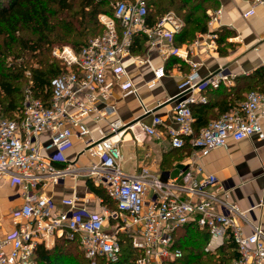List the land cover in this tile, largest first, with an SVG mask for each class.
Wrapping results in <instances>:
<instances>
[{
	"label": "built area",
	"instance_id": "obj_1",
	"mask_svg": "<svg viewBox=\"0 0 264 264\" xmlns=\"http://www.w3.org/2000/svg\"><path fill=\"white\" fill-rule=\"evenodd\" d=\"M258 2L254 0L244 17L255 13ZM206 12L208 31L200 33L193 44H203L207 52H213L219 47L218 34L209 29L219 21L222 8H209ZM147 14L146 0L117 2L113 16L100 15L104 32L79 52L66 45L53 49V56L65 66V71L54 79L46 101L28 87L16 112L9 116L0 113V179L18 181L24 200L14 218L20 225L11 233L0 235V264H36L38 247L47 246L49 239L61 235L77 238L93 264L99 256L115 262L121 254L120 231L128 233L133 246L141 252L136 264H163L182 256V251L174 247L173 234L191 222L209 230L207 252L218 249L231 236L240 254L236 264H264V230L251 217L254 207L242 209L218 196L211 187L224 190L225 184L215 174L201 177L203 167L199 162L212 150L224 147L228 139L240 141L262 133L264 91H250L240 107L210 121L198 133L191 106L198 100L190 97L179 102L174 107L177 128H168L167 136L174 148H183L188 142L193 149L192 161L188 169L180 170L167 181L146 168L134 174L122 169L119 143L125 129L118 121L110 124L103 138L89 139L85 152L99 160L89 166L87 177L106 188L115 200L117 209L111 213L82 216L72 197L62 201L68 210L56 212L53 200L38 192L47 181L66 175L67 171L55 163L68 162L66 153L73 146V137L90 136L85 121L103 117L98 103L107 101L114 82H119L123 90L137 93L129 79L124 81L127 72L123 62L132 55L135 35H145L147 44L163 54L178 53L173 39L183 28L182 19L175 12H168L150 26ZM162 39L170 41L167 49L160 47ZM165 74L163 66L157 67L152 83ZM229 78L224 69L206 79L194 71L179 84V89L203 91L210 85L229 82ZM199 101L206 102V98ZM161 123L160 117H154L151 125L142 123V128L150 135H158ZM46 133L49 138L42 141L41 136ZM109 220L115 221L112 226Z\"/></svg>",
	"mask_w": 264,
	"mask_h": 264
},
{
	"label": "crops",
	"instance_id": "obj_2",
	"mask_svg": "<svg viewBox=\"0 0 264 264\" xmlns=\"http://www.w3.org/2000/svg\"><path fill=\"white\" fill-rule=\"evenodd\" d=\"M217 2L218 7L222 8V15L209 31L217 34L218 31L226 33L222 45L223 52L219 47L216 51L207 52L203 44H193L200 34L197 33L193 42L183 43L179 47L174 45L178 53L168 51L163 54L158 48L150 47L146 42L141 54L132 52L130 57L124 59L127 72L124 81L129 79L137 93L133 89L123 90L119 82H114L107 101L98 103L103 117L99 120L90 117L85 121L90 129V136L73 137V146L66 153L68 162L55 163L56 167L67 171L66 175L57 181H47L38 192L53 200L56 212L68 210L69 207L62 201L71 197L76 199V208L82 216L106 215L116 210L109 207L102 196L90 189L88 183L93 182L87 177L88 168L99 159L85 152L87 141L103 138L112 122L118 121L122 124V129H125L119 143V162L122 169L126 173L134 174L146 168L162 181H167L180 170L190 167L193 152L191 147L183 154L172 146L167 136L168 128H177L174 107L179 102L194 97L198 100L191 105L194 110L209 108L205 109L207 114L204 120L205 123H209L215 120L211 118V114L218 115L219 110L215 106L204 105L209 101L211 103L217 101L216 89L219 85L235 86L240 78L239 82L244 86L249 85L253 88L254 84H260V79L254 73L264 66V0L256 3L255 13L248 18L244 17V13L252 7L254 0ZM169 45L168 39L160 41V47L167 49ZM172 57L178 58L179 61L168 63ZM159 66L165 68L166 74L160 81L152 83L154 70ZM223 69L230 75L229 82H220L218 86L210 85L203 91L183 92L179 89V84L194 71L198 72L200 78L206 79L217 75ZM244 94L247 95V92ZM201 97H205L206 102L199 101ZM111 107L115 109L114 112H108V108ZM220 115L222 116L219 113ZM154 117L162 119V123L157 127L158 135H150L142 128V123L151 125ZM262 127V133L249 138L240 141L228 139L224 147L212 150L201 157L199 162L203 167L201 177L215 174L226 188L211 189L218 196L229 203L239 205L242 209L254 207V214L251 217L264 230V120ZM48 138L49 133L41 136L42 141ZM94 185L103 189L110 200L116 203L106 188ZM151 194H148V199ZM23 202L21 184L18 181L1 178L0 235L11 233L20 225L14 218ZM114 222L109 220L111 226ZM55 240L56 237L49 239L46 247H51Z\"/></svg>",
	"mask_w": 264,
	"mask_h": 264
},
{
	"label": "trees",
	"instance_id": "obj_3",
	"mask_svg": "<svg viewBox=\"0 0 264 264\" xmlns=\"http://www.w3.org/2000/svg\"><path fill=\"white\" fill-rule=\"evenodd\" d=\"M119 1L126 0H0V113L9 116L16 112L22 105L28 87L36 97L46 101L52 93L54 79L65 71V66L53 56V49L66 45L79 52L91 39L104 32L100 15L113 16L114 5ZM146 4L147 23L150 26L168 12H175L182 19L183 28L173 40L176 47L191 43L197 33L208 31L206 10L219 5L217 0H146ZM225 36V32L218 31L217 41L221 52ZM146 42L145 35H135L131 51L141 54ZM7 58H11V62ZM178 61V58L172 57L168 63ZM27 69L28 82L22 87L26 82L24 73ZM254 74L260 79V84H254L253 88L244 86L239 82L241 78L235 86L225 87L221 84L216 89L217 101H209L204 106H215L222 115L240 107L239 102L246 99L245 92L264 91V66ZM205 109L209 108H192L196 133L208 125L204 122L207 114ZM219 113H212L211 118L219 119ZM175 149L184 154L191 149V145L186 142L183 148ZM88 184L94 193L104 198L109 207L117 209V203L112 202L103 189L91 182ZM118 237L121 244L119 260L112 262L99 256L95 264H136L141 252L133 246L128 233L120 231ZM173 239L174 247L182 251V256L163 264H236L240 259L237 245L231 236L218 248L216 256L209 254L205 248L210 240V232L193 222L178 228ZM36 262L93 264L81 248L79 240L65 235L57 236L51 247L40 245Z\"/></svg>",
	"mask_w": 264,
	"mask_h": 264
},
{
	"label": "rangeland",
	"instance_id": "obj_4",
	"mask_svg": "<svg viewBox=\"0 0 264 264\" xmlns=\"http://www.w3.org/2000/svg\"><path fill=\"white\" fill-rule=\"evenodd\" d=\"M7 61L8 62H11V58H7ZM33 63H35V61H33ZM29 69L25 70V73H24V79L26 82H24V84H22V87H25L26 83L28 82V77H29ZM245 100H242L241 102H239V105L241 106L243 104ZM209 254H211L212 256H216L218 254V249H215V250H212V251H209L208 252Z\"/></svg>",
	"mask_w": 264,
	"mask_h": 264
}]
</instances>
